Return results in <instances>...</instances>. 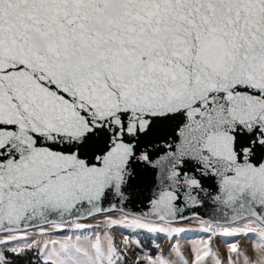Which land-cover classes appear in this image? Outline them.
Instances as JSON below:
<instances>
[{"label": "snow or ice", "instance_id": "6c2138e0", "mask_svg": "<svg viewBox=\"0 0 264 264\" xmlns=\"http://www.w3.org/2000/svg\"><path fill=\"white\" fill-rule=\"evenodd\" d=\"M0 264H264V0H0Z\"/></svg>", "mask_w": 264, "mask_h": 264}, {"label": "rangeland", "instance_id": "374dc122", "mask_svg": "<svg viewBox=\"0 0 264 264\" xmlns=\"http://www.w3.org/2000/svg\"><path fill=\"white\" fill-rule=\"evenodd\" d=\"M189 235H191V236H195L196 234H195V233H191V234H189Z\"/></svg>", "mask_w": 264, "mask_h": 264}]
</instances>
